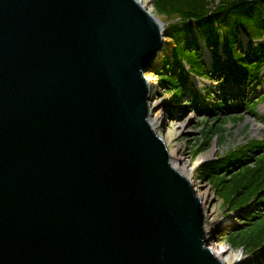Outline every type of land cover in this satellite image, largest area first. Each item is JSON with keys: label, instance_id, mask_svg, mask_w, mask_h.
Returning <instances> with one entry per match:
<instances>
[{"label": "water", "instance_id": "water-1", "mask_svg": "<svg viewBox=\"0 0 264 264\" xmlns=\"http://www.w3.org/2000/svg\"><path fill=\"white\" fill-rule=\"evenodd\" d=\"M164 39L138 0H0V264H225L148 122Z\"/></svg>", "mask_w": 264, "mask_h": 264}, {"label": "rangeland", "instance_id": "rangeland-1", "mask_svg": "<svg viewBox=\"0 0 264 264\" xmlns=\"http://www.w3.org/2000/svg\"><path fill=\"white\" fill-rule=\"evenodd\" d=\"M147 9L165 24L164 46L154 60L145 67L143 77H152L147 82L150 91H153L152 99L148 101L150 108L163 111L160 127L156 132L164 141L170 155H184L193 166V178L196 183L194 188L200 193L206 214V227L210 237L209 247L218 245L226 248L227 253L222 259L231 264H255L264 253L261 251L250 252L246 247L231 246L227 239V233L239 224L240 214L245 210L231 212L230 208L223 204L220 181L214 169L227 160L228 152H235L241 148L251 146L252 140H264V67L257 79L245 80L241 83L225 82L219 69L214 68V56L201 36H198V46L192 49L201 52L206 69L200 76L191 71V66L186 59L181 58V64L189 73V84L182 93L177 90L169 91L167 81L163 76L171 73L169 62L174 61L176 49L171 39L172 31L168 27L170 16L156 6L155 0H147ZM207 8H216L221 0H207ZM249 37L240 32L238 49L246 53L252 50L249 47ZM257 41H255V44ZM249 49V50H248ZM222 61L227 59V54L220 48ZM228 101L235 109L225 115L226 123H219L216 114L206 115V107L217 109V103ZM250 101L255 105L254 112L250 111ZM217 112V111H216ZM230 116V117H229ZM234 116V117H232ZM220 124L224 128V137L214 132V126ZM233 150V151H232ZM257 150V149H256ZM259 152V153H258ZM262 151L250 153L260 156ZM264 171V165L252 162L246 174L254 176ZM233 171L226 174L230 179ZM252 202L251 204H254ZM264 264V261H261Z\"/></svg>", "mask_w": 264, "mask_h": 264}, {"label": "trees", "instance_id": "trees-1", "mask_svg": "<svg viewBox=\"0 0 264 264\" xmlns=\"http://www.w3.org/2000/svg\"><path fill=\"white\" fill-rule=\"evenodd\" d=\"M156 6L170 16L168 27L171 29L177 56L171 66V73L163 78L167 81L169 91L177 90L178 94L189 84V73L181 64L186 59L193 74L201 75L206 69L198 46L201 36L214 56V68L219 69L226 82L241 83L245 80L259 78L264 67V0H221L216 8H207V0H155ZM240 32L249 39V50L246 53L238 49ZM255 41L257 43L255 44ZM220 48L227 54L222 61ZM264 97V96H263ZM217 103V109L206 107V115L216 114L219 123H226L225 115L230 114L239 106L228 101ZM250 111L255 105L250 101ZM217 111V112H216ZM230 117V116H229ZM234 117V116H232ZM214 132L225 138L222 125L216 124ZM235 152H228L227 160L220 163L213 171L220 181L223 204L231 212L245 210L240 214L239 224L227 233L229 244L246 247L250 252L264 251V171L254 176L246 174L252 162L264 165V140H252L251 146ZM262 151L260 156L253 157L250 153ZM233 151V150H232ZM259 153V152H258ZM233 171L230 179L226 174ZM254 204H251L254 202ZM261 264L264 253L257 259Z\"/></svg>", "mask_w": 264, "mask_h": 264}, {"label": "bare ground", "instance_id": "bare-ground-1", "mask_svg": "<svg viewBox=\"0 0 264 264\" xmlns=\"http://www.w3.org/2000/svg\"><path fill=\"white\" fill-rule=\"evenodd\" d=\"M142 6H144L147 9V0H138ZM151 12V11H150ZM150 80H152V77H149L146 79V82H149ZM154 91V89L152 90V92ZM150 113H149V117H148V122L151 126V128L157 132L159 127H160V122L163 118V111L161 108L159 109H155L153 110V108H150ZM170 163L172 165V167L176 170H178L183 176H185L186 178H188L193 185H196L194 178H193V166L189 163L187 157H185L184 155H175L173 153H171L170 155ZM200 196V193L197 194ZM208 214H206V219H207ZM206 227V226H205ZM206 232L208 233V229L207 227L205 228ZM210 249L214 252V254L225 264H231L230 262H227L226 260L222 259V255L226 254V248L224 247H220L218 245H212L210 247ZM226 252V253H225Z\"/></svg>", "mask_w": 264, "mask_h": 264}]
</instances>
